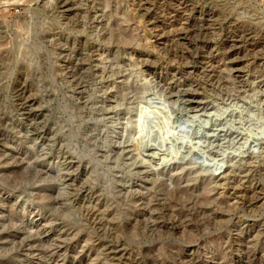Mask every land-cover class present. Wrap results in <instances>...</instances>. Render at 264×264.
<instances>
[{"label":"clouds","instance_id":"obj_1","mask_svg":"<svg viewBox=\"0 0 264 264\" xmlns=\"http://www.w3.org/2000/svg\"><path fill=\"white\" fill-rule=\"evenodd\" d=\"M145 3L154 0L136 11ZM192 4L200 21L211 18L209 28L189 37L192 29L169 27L171 43L154 48L129 0H0V128L30 149L0 154V170L22 165L0 171V189L25 208L39 203L47 226H60L61 244L79 241L73 264L81 256V264H229L246 230L243 264H264V64L249 71L264 47L215 61L216 49L199 46L226 32L245 42L264 37V0ZM181 33L195 47L181 44ZM239 59L249 63L230 67ZM29 113L39 115L25 125ZM34 129H46L39 150ZM234 176L247 203L208 199ZM0 221V234L24 233L0 240V264H24L17 253L26 244L53 247L28 243L39 233L15 218Z\"/></svg>","mask_w":264,"mask_h":264},{"label":"rangeland","instance_id":"obj_2","mask_svg":"<svg viewBox=\"0 0 264 264\" xmlns=\"http://www.w3.org/2000/svg\"><path fill=\"white\" fill-rule=\"evenodd\" d=\"M140 2L141 0H129V5L136 17L143 16V19L137 20V24L142 30H144V34L148 38V43L154 48L164 47L171 43L169 37L163 35L164 32L169 30V27L179 28L184 25L185 27L193 30L187 33V36L190 37L195 34V30L200 28L201 25L204 29H208L209 24L211 23L210 17H205L203 22L198 19L201 16V11L199 8L193 6L192 0H183V2L182 0H154V3H145L144 8H140V11L137 12L136 9L139 7ZM66 7L71 8L72 6L68 5ZM145 8L151 9L146 16L144 15ZM185 13H188V15H185ZM74 14V12H66V15ZM11 15L15 17L17 12L13 11ZM185 21H187V24H185ZM156 28L160 29V31H153V29ZM180 36L181 44L187 45L190 48L195 47L192 41L185 36V33H181ZM233 43L236 44V47L233 48L232 51H228L229 48H232ZM199 46L204 53L212 52L213 49H216V53H213V60L215 61L221 59L234 60L237 56L243 57L247 51H259L260 48L264 47V37H259L255 41L248 40L245 42L244 40L239 39L238 36L230 37L226 32L225 35L216 42H213L211 39L200 40ZM137 51L141 52L142 50L138 49ZM142 55L155 57L156 51L142 52ZM67 63L70 65L72 62L68 61ZM248 63L249 62L245 59H239L235 60L230 67L242 68ZM262 64H264V60L259 58L256 59L255 63L249 68V71H254ZM171 70L190 71V69L177 70L175 69V66H171ZM234 75L244 76L247 75V73L237 72L234 73ZM250 79L254 80L255 77L252 76ZM262 99H264V97H262ZM192 106L198 107V105L195 104ZM38 115V113L26 114L24 118L25 125L30 123L31 119ZM19 131L24 132L25 127H20ZM33 131L34 135L31 137V140L39 141L37 145V149L39 150V148L45 144L46 129L43 132H37L35 129ZM27 151H30V149L26 144L21 143V137L17 134V132L9 131L7 128H0V154L9 153L12 156H22ZM152 151L153 149H148V152ZM149 159H154V157H149ZM19 167H22V165L13 164L8 169H2L0 171H14L18 170ZM228 171V168L224 169V173ZM224 173H220L216 176V180H218L221 185H224V181L220 179ZM239 179V177L235 176L229 177L228 185L217 188L208 197V199H216V197H219L218 203L221 205L227 204L228 207H231L233 203H240L241 200L247 203V196L249 195L247 189L245 187H236L239 183ZM193 187H199V185H193ZM46 194V192H42V195ZM0 203L6 205L5 207H0V217L15 218V222L17 224L22 223L25 227L31 228L39 233L36 239L28 243L53 246L50 251L45 252L40 247L28 249L26 244L25 247L17 253V255L23 258L24 264H73L78 251L77 244L79 241L74 240L67 244H61L63 237L58 231L60 226H47L48 219L46 214L37 211V209L41 206L39 203L36 205L30 204L27 208H25L23 201L17 204L15 196L10 195L3 189H0ZM229 214L230 213L223 210L217 212V215L219 216H227ZM242 222L248 223L249 225L257 223L256 220H243ZM23 235L24 233L18 230L4 232L0 234V240L13 237L19 238ZM248 235L249 233L246 230L243 236L233 241L227 257L229 264H243L246 257L242 256L240 253L246 251L244 248V241L247 239ZM57 237H60V239L58 240ZM54 245L60 246L55 247ZM25 251L28 252L27 255H25ZM212 251L218 258L223 252V250L219 247H213ZM113 255H125V260H127V255L124 253L114 252ZM84 259L85 257L81 256L80 261H76V264H81V261H84Z\"/></svg>","mask_w":264,"mask_h":264},{"label":"bare ground","instance_id":"obj_3","mask_svg":"<svg viewBox=\"0 0 264 264\" xmlns=\"http://www.w3.org/2000/svg\"><path fill=\"white\" fill-rule=\"evenodd\" d=\"M189 35V34H188ZM183 36V35H182ZM185 38V37H184Z\"/></svg>","mask_w":264,"mask_h":264}]
</instances>
